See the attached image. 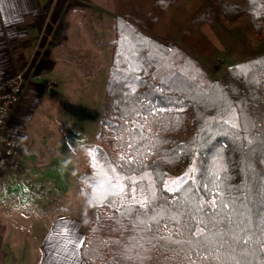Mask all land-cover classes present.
Segmentation results:
<instances>
[{
  "label": "trees",
  "instance_id": "16d2710c",
  "mask_svg": "<svg viewBox=\"0 0 264 264\" xmlns=\"http://www.w3.org/2000/svg\"><path fill=\"white\" fill-rule=\"evenodd\" d=\"M113 27L80 258L264 264V0H113Z\"/></svg>",
  "mask_w": 264,
  "mask_h": 264
},
{
  "label": "crops",
  "instance_id": "0c3cea01",
  "mask_svg": "<svg viewBox=\"0 0 264 264\" xmlns=\"http://www.w3.org/2000/svg\"><path fill=\"white\" fill-rule=\"evenodd\" d=\"M105 16L110 17L113 26V0H0V86L16 72H22L25 78L7 124L11 136L22 143L24 170L0 179V197L12 181L24 179L33 169L29 133L36 125L43 126L42 133L48 131L42 116L35 119L42 107L65 95L72 79L74 84L77 79L81 83L84 76L92 79L100 74L102 64L109 72V52L105 60H100L102 44L85 25L88 21L94 23L98 37L99 22ZM113 36L114 27L104 51L111 50ZM0 222L4 227L0 264H14L13 256L25 253L26 247L20 248L11 239L8 226ZM81 228L77 218L59 214L42 234H30L36 243L37 264H85L79 247L86 227ZM15 230L21 231L20 227Z\"/></svg>",
  "mask_w": 264,
  "mask_h": 264
},
{
  "label": "rangeland",
  "instance_id": "374dc122",
  "mask_svg": "<svg viewBox=\"0 0 264 264\" xmlns=\"http://www.w3.org/2000/svg\"><path fill=\"white\" fill-rule=\"evenodd\" d=\"M226 1L241 7L246 4V0ZM87 23L86 27L95 33L94 38L99 41V45L102 44L100 60H105L108 52L109 57L111 52L109 49L104 51L106 45L110 44L113 32L111 19L105 16L102 24L99 22L98 37L96 25L89 21ZM142 32L162 43L166 42L162 38L166 31L161 27L154 25L152 30L143 29ZM224 63L228 64V61L216 60L210 69L213 79L219 77ZM101 67L100 74L91 77L92 79L84 76L81 83L77 79L75 84L72 79L67 93H63L65 95L54 102L46 103L42 107L41 115L35 116L36 120H40L41 116L46 120L45 127L48 131L42 133L43 126L36 125L29 133L35 163L33 169L25 175V180L12 181L0 197L1 221L8 226L11 239L20 248L26 247L25 253L13 256L14 264H37L39 256L34 251L36 243L29 235L42 234L55 221L57 215L77 218L82 222L83 230L91 221V210L86 193L80 190L77 173L85 169V163L97 144L96 136L105 94V75L108 72L103 64ZM6 175L12 174L4 176ZM142 193V189L137 186L132 198L139 200ZM15 227H20L21 231L15 230Z\"/></svg>",
  "mask_w": 264,
  "mask_h": 264
},
{
  "label": "built area",
  "instance_id": "2783aa9c",
  "mask_svg": "<svg viewBox=\"0 0 264 264\" xmlns=\"http://www.w3.org/2000/svg\"><path fill=\"white\" fill-rule=\"evenodd\" d=\"M25 78L22 72L0 86V179L5 174H20L23 172L22 143L11 136L8 131V120L16 107Z\"/></svg>",
  "mask_w": 264,
  "mask_h": 264
},
{
  "label": "snow or ice",
  "instance_id": "6c2138e0",
  "mask_svg": "<svg viewBox=\"0 0 264 264\" xmlns=\"http://www.w3.org/2000/svg\"><path fill=\"white\" fill-rule=\"evenodd\" d=\"M92 165H93V170L94 171L97 170V162L95 160L92 161ZM110 172L114 173L115 172V169H110ZM112 179H115L119 183V189H118V191L121 194H126L125 193V185L123 184V181L120 179L119 176H110L109 187H116V185H114V184L111 183V180ZM106 199H107V195L106 194L105 195H102V196L97 197L95 199V203L97 205L103 204Z\"/></svg>",
  "mask_w": 264,
  "mask_h": 264
}]
</instances>
